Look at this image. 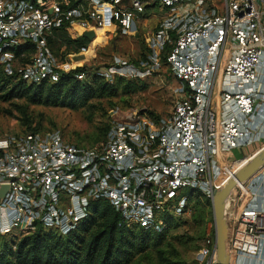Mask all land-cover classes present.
<instances>
[{
	"label": "built area",
	"instance_id": "built-area-1",
	"mask_svg": "<svg viewBox=\"0 0 264 264\" xmlns=\"http://www.w3.org/2000/svg\"><path fill=\"white\" fill-rule=\"evenodd\" d=\"M194 1L0 0V66L7 75L55 82L65 64L47 42L54 29L70 38L87 31L133 34L159 9L168 13L142 72L165 65L178 83L169 113L111 116L95 145L68 142L58 130L0 139V235L37 227L64 235L98 200L118 213L121 225L162 229L167 214L184 212V188L211 201L264 146L245 153L264 139V0H223L220 12L191 7ZM26 41L35 51L22 63L14 48ZM225 202L231 204L225 216L229 264H252L264 243V164L237 181ZM199 251L204 264H214V236H206Z\"/></svg>",
	"mask_w": 264,
	"mask_h": 264
},
{
	"label": "rangeland",
	"instance_id": "rangeland-1",
	"mask_svg": "<svg viewBox=\"0 0 264 264\" xmlns=\"http://www.w3.org/2000/svg\"><path fill=\"white\" fill-rule=\"evenodd\" d=\"M222 3L223 0H197L191 7L200 5L209 11L220 12ZM167 13V10L156 9L140 22L135 33L102 35L98 40L90 41V49L71 53L67 57L68 63H65L66 60L63 62L62 71L86 65L96 71L103 82L112 83L119 76L129 81V85H135V89L125 91L120 88L111 95L96 94L84 106L75 107L32 103L27 97L10 100L0 97V139L20 135L30 129L38 132L58 130L71 143L95 145L104 140L102 133L111 116L120 117L124 113L135 112L154 119L169 113L177 100L178 86L170 69L163 65L145 75L135 64L150 53L155 32ZM116 65L122 68L117 69V73H111L110 68ZM133 68L134 71H128ZM92 75L89 74V77ZM262 145L264 139L247 146L244 148L246 155ZM240 155L235 153L236 157ZM190 191V188H184V195H189ZM172 217L179 219V223L176 226L166 223L163 227H168L169 234L168 239L158 247L160 252L149 248L136 254L133 261L127 264H204L199 250L204 238L212 233V228L214 230L211 203L209 205L203 197L193 193L188 196L184 212ZM23 235L26 233L22 229L14 234L0 235V246L6 238L14 251Z\"/></svg>",
	"mask_w": 264,
	"mask_h": 264
},
{
	"label": "trees",
	"instance_id": "trees-1",
	"mask_svg": "<svg viewBox=\"0 0 264 264\" xmlns=\"http://www.w3.org/2000/svg\"><path fill=\"white\" fill-rule=\"evenodd\" d=\"M171 38L174 39L173 33ZM47 42L52 54L60 62H64L71 53L90 49V40L86 36L70 38L61 28L54 29L52 36L47 37ZM168 49L169 44L162 54L163 64ZM14 51L19 61L26 63L30 61L29 56L33 55L35 45L26 41L15 47ZM148 55L135 62L138 68L142 69L141 64L147 60ZM92 70L86 65L77 66L68 71H60L55 82L42 81L37 84L26 83L16 74L7 75L0 66V97L5 100L27 97L32 103L75 107L84 106L96 94L111 95L120 88L125 91L136 88L119 76H116L112 83L103 82L100 75ZM81 73L85 74L82 79L78 78ZM89 74L93 75L89 77ZM108 127L107 123L103 135H106ZM27 132L38 131L30 129L22 133ZM193 193L198 194L191 190L189 195ZM203 198L210 205V200ZM88 210V215L64 235L37 227L32 233L22 236L14 251L4 238L0 246V264H127L133 261L136 254L149 248L160 252L158 247L168 239V227L155 231L152 227H126L119 224L118 213L105 201L91 202ZM172 216H165L167 224L178 225L179 219ZM213 233L212 228V236Z\"/></svg>",
	"mask_w": 264,
	"mask_h": 264
},
{
	"label": "water",
	"instance_id": "water-1",
	"mask_svg": "<svg viewBox=\"0 0 264 264\" xmlns=\"http://www.w3.org/2000/svg\"><path fill=\"white\" fill-rule=\"evenodd\" d=\"M84 35L92 40L95 36L93 31H87ZM264 164V146L257 151L244 165L228 179L223 185L215 191L210 203L212 208V217L214 224V241H215V262L214 264H229V257L226 252V224L225 216L231 209V204L226 206V198L229 195L236 182L247 180L255 173L260 166ZM5 186L2 187V192Z\"/></svg>",
	"mask_w": 264,
	"mask_h": 264
},
{
	"label": "crops",
	"instance_id": "crops-1",
	"mask_svg": "<svg viewBox=\"0 0 264 264\" xmlns=\"http://www.w3.org/2000/svg\"><path fill=\"white\" fill-rule=\"evenodd\" d=\"M252 264H264V243L261 250V254L258 256V259L257 258L252 259Z\"/></svg>",
	"mask_w": 264,
	"mask_h": 264
},
{
	"label": "bare ground",
	"instance_id": "bare-ground-1",
	"mask_svg": "<svg viewBox=\"0 0 264 264\" xmlns=\"http://www.w3.org/2000/svg\"><path fill=\"white\" fill-rule=\"evenodd\" d=\"M100 37H102V33L101 32H98L97 34H96V36H94V38L92 39L93 41H96V40H98ZM92 40H90V41H92ZM87 49L85 48L84 50H82V52H84V51H86Z\"/></svg>",
	"mask_w": 264,
	"mask_h": 264
}]
</instances>
